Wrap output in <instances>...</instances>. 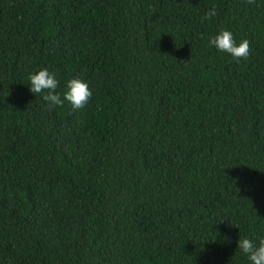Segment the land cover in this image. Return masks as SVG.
Here are the masks:
<instances>
[{
	"label": "trees",
	"instance_id": "trees-1",
	"mask_svg": "<svg viewBox=\"0 0 264 264\" xmlns=\"http://www.w3.org/2000/svg\"><path fill=\"white\" fill-rule=\"evenodd\" d=\"M41 69L88 104L49 109ZM240 237L264 238V0H0V264H251Z\"/></svg>",
	"mask_w": 264,
	"mask_h": 264
},
{
	"label": "clouds",
	"instance_id": "clouds-1",
	"mask_svg": "<svg viewBox=\"0 0 264 264\" xmlns=\"http://www.w3.org/2000/svg\"><path fill=\"white\" fill-rule=\"evenodd\" d=\"M253 4L255 0H246ZM216 15L215 8L209 10L202 20H210ZM209 45L216 47L219 51L225 52L240 60L246 59L250 54V42L247 39L237 44L233 34L229 30H222L216 36L209 40ZM30 91L34 94L45 92L43 99L48 102L49 109L62 107L67 101L74 109L84 108L93 93L88 83L79 78H73L67 81L66 90L61 95L56 92L59 81L54 73H49L47 69H41L30 76ZM238 249L248 256L251 264H264V238L260 239L258 245L249 238H241L238 241Z\"/></svg>",
	"mask_w": 264,
	"mask_h": 264
}]
</instances>
